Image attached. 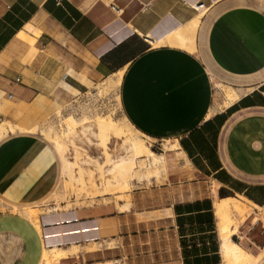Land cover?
I'll return each instance as SVG.
<instances>
[{"label": "crops", "instance_id": "obj_1", "mask_svg": "<svg viewBox=\"0 0 264 264\" xmlns=\"http://www.w3.org/2000/svg\"><path fill=\"white\" fill-rule=\"evenodd\" d=\"M109 76L120 79L122 124L176 141L167 149L184 162L131 194L133 164L146 157H135L125 127L84 120L61 151L32 130ZM0 120L16 126L0 136V264L111 241L104 254L116 260L102 264H225L215 203L264 207V0H0ZM106 134L118 137L108 154ZM59 157L70 180L104 163L110 175L86 182L89 197L115 195L119 205L43 210L39 229L27 206L56 185ZM168 160L161 155L157 173Z\"/></svg>", "mask_w": 264, "mask_h": 264}, {"label": "rangeland", "instance_id": "obj_2", "mask_svg": "<svg viewBox=\"0 0 264 264\" xmlns=\"http://www.w3.org/2000/svg\"><path fill=\"white\" fill-rule=\"evenodd\" d=\"M110 77L111 76L103 78L102 80L97 82L93 87L89 88L86 92L77 96L66 106L47 116L45 119L42 120L40 124H38V128L36 129V131L39 132L42 136H44L47 140H49V138L46 136V134L43 133L42 129L50 132L51 134L58 133L59 135H62L64 137V121L68 117H74L80 120L83 119V121H89L93 119L95 121L102 122H111L110 118H113L114 120H116V124L122 126L123 128L125 127V132L129 133V124H122L123 113L115 97V94L118 91V88L115 87L117 86V84L115 83V80L113 81V84L111 83V79L116 78V76L111 77V79ZM131 132V136L136 133L135 131ZM69 134L70 132L65 136V138ZM138 134L143 139V142L145 141L144 143H147V145H149V147L157 154V157H155L157 158V160L152 159L151 164V161L147 160L146 158H143L141 161L135 160L133 166L136 170V179L130 184V194L132 188L137 185H145L155 182L160 183L167 180L169 176V168L178 164L181 166L184 164L182 159H180L178 153L175 152L176 150L167 149L166 143L169 142V144H171L176 141L170 139L155 141L153 138L145 136L142 133ZM65 138L63 140L64 144L65 146L69 147V144L67 143ZM100 138L101 140L99 146L104 153L108 154L110 152L111 146L107 145V143L111 139L118 137H115V134H106L101 135ZM49 142H51V144L54 146L52 140H49ZM89 149L92 153H99L98 149L94 145H89ZM165 154L169 158L167 168L165 170L161 169L160 173H157L158 169L161 167H155L162 164L161 155ZM59 160L60 175L56 185L54 186L52 191L45 198H43V200L27 206L33 207L35 213L32 211H28L25 215L36 219V213L39 214V212L43 210L70 207L74 205L78 206L107 200H115L119 205L120 199L116 198L115 195H106L105 198L89 197V192H91L92 190V184L90 182H86L90 180L91 177L94 175L98 178H103L105 176L110 175V172H106L104 168V163L99 164V167L95 174L91 172L83 173L82 171H79V180H70L69 177L63 174L62 160L60 157ZM148 163L149 165L147 166L146 164ZM246 202L249 205V215H247L248 217L243 220L240 224L239 219L235 221L234 225L237 226L232 227L231 237L232 234H234L232 239L238 242L243 249H245L255 257V264H264V237H258V232L264 231V207L259 208L255 206L252 202ZM7 205L8 204H6L4 200L0 197V207L4 208ZM243 216H240V219H242ZM253 217H255V219L259 218L258 221H256ZM255 239H257L258 241L257 244L254 243ZM80 246L81 251L79 253L62 259L59 264H102L104 262H109V260H116V256L104 254L105 251L110 250L111 248H114L116 246L115 241L92 242L80 244Z\"/></svg>", "mask_w": 264, "mask_h": 264}, {"label": "bare ground", "instance_id": "obj_3", "mask_svg": "<svg viewBox=\"0 0 264 264\" xmlns=\"http://www.w3.org/2000/svg\"><path fill=\"white\" fill-rule=\"evenodd\" d=\"M181 33H179L180 36L182 35ZM178 36L179 35H177V37ZM182 36L183 37L180 38L181 44H185L189 46L188 44L189 38L184 37V35ZM119 75H121V73ZM115 83L118 85V83H120V79H115ZM115 95H116L115 97H116V101L118 105H121L120 95L118 93H116ZM82 121L83 119L80 120L74 117L66 118L64 121V130H63L64 137L62 135H59L58 133L51 134L50 132L43 130V129L42 131L44 134H46L49 140H52L54 146L58 150L61 151L62 142L65 136L69 133L70 130H72L79 124H81ZM110 121L116 122V120H114L113 118H110ZM15 128L16 126L14 124H11L9 122H3L0 125V136L3 135L4 133H7L10 130H14ZM37 128L38 127L33 128L32 130H36ZM131 131L136 132L132 136L135 157L136 158L153 157L155 160H157V158H155L157 157L155 152L149 147V145H147V143H144L145 141L143 142V139L138 134L139 132H137L131 125H129L128 127L129 134L132 133ZM171 147L175 148L177 146L172 145ZM128 188H129V184L126 183L123 187V190L126 191L128 190ZM215 210H216V214L218 216V221H219L218 223H219L220 236H221V239L223 240V242L221 243L222 244L221 249L224 254L225 264H255L256 262L255 257L251 253L243 249L238 242L232 240L231 238V226L235 224V221H237L238 219L237 215L243 216L245 215L246 212H248L247 205L240 200L228 197V198L217 201L215 203ZM29 218L31 219L32 222L36 223V225L40 229V226L37 220L32 217H29ZM77 251H78V248L75 246L70 249L61 248V247L45 248L43 252V256H42V261L40 264H57V263L59 264L62 259L67 258L72 254H75Z\"/></svg>", "mask_w": 264, "mask_h": 264}, {"label": "trees", "instance_id": "obj_4", "mask_svg": "<svg viewBox=\"0 0 264 264\" xmlns=\"http://www.w3.org/2000/svg\"><path fill=\"white\" fill-rule=\"evenodd\" d=\"M225 191H221V194H223Z\"/></svg>", "mask_w": 264, "mask_h": 264}, {"label": "built area", "instance_id": "obj_5", "mask_svg": "<svg viewBox=\"0 0 264 264\" xmlns=\"http://www.w3.org/2000/svg\"><path fill=\"white\" fill-rule=\"evenodd\" d=\"M199 5H202V4H199Z\"/></svg>", "mask_w": 264, "mask_h": 264}]
</instances>
